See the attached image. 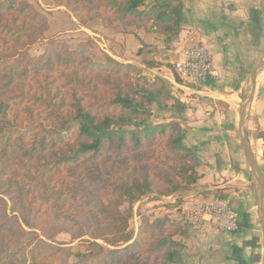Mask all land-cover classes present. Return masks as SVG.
Wrapping results in <instances>:
<instances>
[{"label": "trees", "instance_id": "trees-1", "mask_svg": "<svg viewBox=\"0 0 264 264\" xmlns=\"http://www.w3.org/2000/svg\"><path fill=\"white\" fill-rule=\"evenodd\" d=\"M146 1L59 0L82 25L120 24L172 42L180 29L179 2L148 8ZM46 19L28 0H0V264H106L136 241L129 227L133 203L196 183L198 160L183 143L181 125L149 121L150 109L165 110L170 99L178 111L187 107L171 97L161 78L148 83L135 65L107 55L95 62L86 52L45 39ZM45 40L43 53L32 55L31 47ZM171 70L180 84L173 65ZM110 146L137 155L154 147L145 158L154 160V179L114 173L111 182L97 179L102 197L88 189L74 167L95 161ZM167 163L166 171L157 170ZM65 190L94 204L71 209L61 199ZM183 226L157 241L162 264H177L182 245L173 236ZM61 232L71 235L70 243L57 241Z\"/></svg>", "mask_w": 264, "mask_h": 264}, {"label": "crops", "instance_id": "crops-1", "mask_svg": "<svg viewBox=\"0 0 264 264\" xmlns=\"http://www.w3.org/2000/svg\"><path fill=\"white\" fill-rule=\"evenodd\" d=\"M171 1L181 7L179 34L162 44H172L178 53L188 46L189 36H198L211 53L217 77L201 87L176 86L184 94L175 99L187 108L170 120L180 123L183 143L196 155L198 179L161 198L170 204L194 195L227 199L240 216L234 233L217 232L206 224L183 226L177 264H264L260 190L238 126L251 74L264 61V0H147L146 6ZM106 31L102 33L112 40L116 57L141 67L152 60L146 57L154 50L150 37L163 40L144 29L113 35ZM243 130L264 185V68L256 75Z\"/></svg>", "mask_w": 264, "mask_h": 264}, {"label": "rangeland", "instance_id": "rangeland-1", "mask_svg": "<svg viewBox=\"0 0 264 264\" xmlns=\"http://www.w3.org/2000/svg\"><path fill=\"white\" fill-rule=\"evenodd\" d=\"M38 11H40L47 19L48 29L44 33L45 39H54L64 43L70 50H77L86 52L91 60L99 62L103 60V55H107L119 63L132 64L121 62L116 53L111 48L112 40L104 35L102 32L106 31L113 34H124L131 31V28L124 27L120 24L114 26H107L100 23L97 20H92L82 25L76 15L66 8L63 4H60L59 0H28ZM105 33V32H104ZM162 38L150 37L154 47L153 53L147 55L148 61L157 58L161 65L156 68H149L146 65L137 66L140 69L141 76L145 78L148 83H152L154 77H159L165 83L172 98L183 96L184 92L176 87V81L172 75L171 65L177 60L179 54L173 52L172 44L169 47L162 44ZM45 41L34 44L30 52L32 55H40L43 53ZM115 45L122 47L119 42L113 41ZM153 54V55H152ZM139 83H142L140 81ZM250 85L248 86L249 89ZM248 95V91L245 93L243 103ZM168 108L165 110H157L155 107L150 109L152 116L149 119L152 125L167 123L171 118H175V115L181 113L177 109L173 108V100L167 101ZM184 111V110H183ZM180 124V123H179ZM182 124V123H181ZM154 147H148L144 149L140 155H137L132 150L124 151L119 154L113 147H106L99 158L92 162L81 163L77 165L76 175L78 179L84 182L88 186V189L95 190L96 193L102 197L104 191L102 189V181L97 180L100 177L103 181L111 182L115 179L114 173L117 175H132L141 176L146 174L149 179H154L156 174L154 160L145 159L148 155H151ZM158 153V151H155ZM160 155V153H159ZM162 161L165 160L164 156L160 155ZM168 163L157 168L159 171H166ZM67 179H70L68 176ZM177 191V190H176ZM176 191L169 195L160 196L156 193L145 195L140 201L133 203V216L130 220L129 227L134 233L136 238L135 243L127 251L116 255L115 257H107L106 264H162V250H157L155 246L157 241L165 238L170 233L175 232L177 227H182L177 224L181 218L180 205L185 199L175 198L170 204L167 200H162L161 197H169ZM99 198V197H98ZM61 199H65L67 204L71 206V209L77 208L81 211H86L87 207L94 204L91 199H85L76 194L75 197L72 194H68L65 190L61 195ZM162 201V202H158ZM51 207V205H49ZM52 211H56L53 209ZM60 220L63 219V214L59 215ZM182 219V218H181ZM167 221V223H165ZM157 222V224H156ZM175 223V225H174ZM181 232V231H180ZM183 235L176 233L173 236L176 242H180V238ZM83 237L81 239H87ZM73 241L72 246L77 248L79 240ZM57 241L70 243L71 235L67 232H61L57 236ZM102 244V243H100ZM182 245V244H181ZM182 247V246H181ZM181 250V249H180Z\"/></svg>", "mask_w": 264, "mask_h": 264}, {"label": "built area", "instance_id": "built-area-1", "mask_svg": "<svg viewBox=\"0 0 264 264\" xmlns=\"http://www.w3.org/2000/svg\"><path fill=\"white\" fill-rule=\"evenodd\" d=\"M178 54L172 64L180 80L176 86L201 87L216 79L211 53L198 36H189L188 46ZM179 209L188 225L206 224L221 233H234L239 228L240 216L227 199L194 195L187 197Z\"/></svg>", "mask_w": 264, "mask_h": 264}, {"label": "water", "instance_id": "water-1", "mask_svg": "<svg viewBox=\"0 0 264 264\" xmlns=\"http://www.w3.org/2000/svg\"><path fill=\"white\" fill-rule=\"evenodd\" d=\"M264 68V61H261L256 69L252 72L251 74V78H250V84H251V88L249 91V95L247 100L245 101V103L243 104V106L241 107V111L239 113V133H240V140L245 152V156L249 162L250 168L251 170L255 173L256 176V181L260 190V198H261V225H262V233L264 236V185H263V180H262V176L260 174V171L258 169V166L256 164V161L254 159V156L250 150V148L248 147V144L245 140L244 137V130H243V118L244 115L249 107V105L251 104L252 100H253V96H254V91H255V79H256V75L258 73V71L262 70Z\"/></svg>", "mask_w": 264, "mask_h": 264}, {"label": "bare ground", "instance_id": "bare-ground-1", "mask_svg": "<svg viewBox=\"0 0 264 264\" xmlns=\"http://www.w3.org/2000/svg\"><path fill=\"white\" fill-rule=\"evenodd\" d=\"M226 98V97H225Z\"/></svg>", "mask_w": 264, "mask_h": 264}]
</instances>
